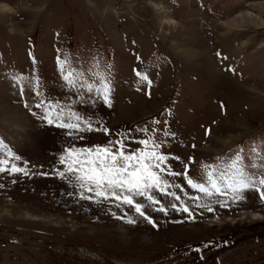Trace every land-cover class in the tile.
Returning a JSON list of instances; mask_svg holds the SVG:
<instances>
[{"label":"rangeland","instance_id":"rangeland-1","mask_svg":"<svg viewBox=\"0 0 264 264\" xmlns=\"http://www.w3.org/2000/svg\"><path fill=\"white\" fill-rule=\"evenodd\" d=\"M70 68L107 76L111 106L79 102L61 78ZM39 100L110 131L70 136L42 119ZM146 126L175 133L163 148L179 157L168 161L174 172L187 165L199 180L201 165L227 171L240 152L264 178V0H0V159L29 172L0 173V264H264V199L254 188L220 197L229 206L208 202L209 212L189 199L197 193L184 176H168L189 193L170 189L194 218L136 197L153 226L128 205L81 199L61 177L32 174L62 169L69 146L134 136L125 150H137Z\"/></svg>","mask_w":264,"mask_h":264},{"label":"snow or ice","instance_id":"snow-or-ice-1","mask_svg":"<svg viewBox=\"0 0 264 264\" xmlns=\"http://www.w3.org/2000/svg\"><path fill=\"white\" fill-rule=\"evenodd\" d=\"M96 67L99 68L98 65ZM136 75L141 76V73L137 71ZM61 78L66 87L70 90L75 89L79 93V102L95 105L99 100L111 106V83L101 71L89 69L86 73L83 69L70 68L67 71L62 70ZM141 78L148 80L147 76H141ZM29 83L33 85L31 89L33 94L39 97L41 95L39 79L34 78ZM21 94H23V87H21ZM35 107L43 110V120L48 124L55 123L58 127L70 130L68 132L70 136L85 131L102 130L105 134L110 131L107 127L101 129L98 122L94 127L91 117H86L72 108L65 109L59 105V102L39 100ZM53 111L57 112V116H52ZM65 111L68 114L67 117H64ZM155 123L159 125L161 122L155 121ZM141 132L144 138L137 140V143L143 147L137 150H125L127 147L125 140H136L134 136H121L110 140L107 145H97L94 148L80 149L69 146L59 157V163L64 165L62 169L55 168L51 173L32 174L44 176L54 174L61 177L79 189L77 194L81 199L111 201L116 203L117 207L128 205L153 226L156 222L146 214L144 205L138 202L136 197L147 201L149 207L156 206L154 211L165 215L168 214L169 209H172L187 213L189 219L194 218L189 205L183 201L182 197L177 192L170 191L171 188L184 191V188L170 181L168 176H184L187 186L197 193V195L189 196V193L184 191V195L189 196L195 207L206 209L209 212L213 209L208 202L214 201L221 206H229L220 197L231 195L233 200H239L242 198L240 192L243 189L254 188L260 198L264 199V178L258 179L252 171H249L250 166L240 152L230 158L226 165L227 171L214 165L204 164L201 165V178L194 180L188 177L187 165H185L184 172H174L168 164L170 158L179 159L163 151L169 143L168 138L175 137L174 132L166 127L148 126L144 127ZM14 158L20 159L19 156ZM261 166L264 167V158H261ZM255 167L254 164L251 165V168L255 169ZM0 173L29 174L24 167L12 163L11 159H0ZM156 193L172 197V201L175 202L169 201L165 205ZM68 195L72 196L73 193L69 192ZM129 222L135 223L131 218Z\"/></svg>","mask_w":264,"mask_h":264},{"label":"bare ground","instance_id":"bare-ground-1","mask_svg":"<svg viewBox=\"0 0 264 264\" xmlns=\"http://www.w3.org/2000/svg\"><path fill=\"white\" fill-rule=\"evenodd\" d=\"M244 19H245V17L240 16V17H238V18H234L233 21H234L236 24H239V23L242 22ZM234 26H235V25H234ZM260 215H261V214H258V213L255 214L256 217H260Z\"/></svg>","mask_w":264,"mask_h":264}]
</instances>
